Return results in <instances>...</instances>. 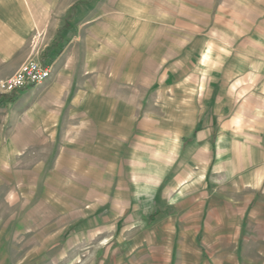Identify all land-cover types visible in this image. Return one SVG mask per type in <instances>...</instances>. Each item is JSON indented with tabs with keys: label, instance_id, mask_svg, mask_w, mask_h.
<instances>
[{
	"label": "crops",
	"instance_id": "obj_1",
	"mask_svg": "<svg viewBox=\"0 0 264 264\" xmlns=\"http://www.w3.org/2000/svg\"><path fill=\"white\" fill-rule=\"evenodd\" d=\"M81 1L0 0V264H264V0Z\"/></svg>",
	"mask_w": 264,
	"mask_h": 264
},
{
	"label": "rangeland",
	"instance_id": "obj_2",
	"mask_svg": "<svg viewBox=\"0 0 264 264\" xmlns=\"http://www.w3.org/2000/svg\"><path fill=\"white\" fill-rule=\"evenodd\" d=\"M74 3H76V5H80L83 3V1L81 0H74ZM45 39H48L47 37H45ZM40 44H38L37 48V53L38 55H41L43 49H44V46L46 45L45 42H42V39H40ZM30 50H31V45L28 44V55L26 56L25 60L19 65V67L17 69H15V73L19 70V68L26 62L30 61V60H37L38 59V55L36 56V52L34 53L33 50H31L32 52V56H29L30 55ZM14 73V74H15ZM13 74V75H14ZM12 75V76H13ZM11 76V77H12ZM6 77L5 76H0V83L7 80L5 79ZM10 78V77H9ZM8 78V79H9ZM19 99H18V95H3L1 94V90H0V165L3 164V163H6V160H5V156L3 155L4 151H3V147H4V138L7 136L8 133L12 132L13 128H14V125L10 123H7L6 121L5 122H2L1 120V117L2 115H6V111L7 109L9 108L10 110V114L12 115L14 112H15V106L19 103ZM9 103V104H8ZM14 111V112H13ZM38 157H28L25 159V162L22 161L21 165H19L18 167H16V170L17 169H21L22 171L24 170V172H17V173H20L19 175H29L28 172L31 171L33 168H32V164H33V161L36 160ZM29 170V171H28ZM35 171H33L34 173ZM30 173V172H29ZM177 173L175 172H170L169 175L171 176V178L173 176H175ZM9 181H11L10 179L14 180V177L12 174L9 173ZM170 178V179H171ZM163 188L165 187V184H163L162 186ZM4 189V188H3ZM2 189V190H3ZM0 189V194H1V191ZM161 190V188H160ZM171 192V190H170ZM172 194V193H171ZM163 205V204H161ZM16 207V206H15ZM7 208V207H6ZM9 210H12L9 208ZM15 255V253H13V256Z\"/></svg>",
	"mask_w": 264,
	"mask_h": 264
},
{
	"label": "built area",
	"instance_id": "obj_3",
	"mask_svg": "<svg viewBox=\"0 0 264 264\" xmlns=\"http://www.w3.org/2000/svg\"><path fill=\"white\" fill-rule=\"evenodd\" d=\"M40 35L36 33L31 41V50L37 53L40 44ZM38 53L36 54V56ZM50 77V68L41 64L38 60H30L24 63L19 70L9 79L0 83L1 94L12 95L36 85H40Z\"/></svg>",
	"mask_w": 264,
	"mask_h": 264
}]
</instances>
